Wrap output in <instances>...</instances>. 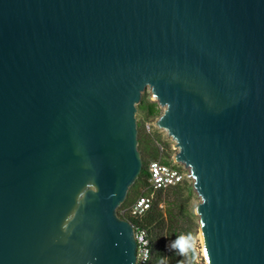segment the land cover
Segmentation results:
<instances>
[{"label":"water","instance_id":"95a60500","mask_svg":"<svg viewBox=\"0 0 264 264\" xmlns=\"http://www.w3.org/2000/svg\"><path fill=\"white\" fill-rule=\"evenodd\" d=\"M145 88L207 264H264V0H0V264H134Z\"/></svg>","mask_w":264,"mask_h":264},{"label":"trees","instance_id":"16d2710c","mask_svg":"<svg viewBox=\"0 0 264 264\" xmlns=\"http://www.w3.org/2000/svg\"><path fill=\"white\" fill-rule=\"evenodd\" d=\"M157 101H149L147 96H141L136 104L139 114L146 118H153L159 114ZM137 149L141 157L140 172L129 187L125 199L117 207L116 212L120 219L126 220L134 229H144L149 236L150 256L146 264H159L166 259V264H188L193 257V251L182 256L178 251L171 249V243L179 236H193L192 210H187V199L194 191L192 184L183 186L184 180L165 190L153 193L151 206L141 215H133L129 209L135 198L141 193H152L148 183V164L154 159L161 158L165 163H171L166 154L160 155V149L154 135L147 132L140 122H137ZM163 154V152H162ZM163 203L161 207L160 204ZM169 245V247H168ZM192 264H196L195 259Z\"/></svg>","mask_w":264,"mask_h":264},{"label":"built area","instance_id":"2783aa9c","mask_svg":"<svg viewBox=\"0 0 264 264\" xmlns=\"http://www.w3.org/2000/svg\"><path fill=\"white\" fill-rule=\"evenodd\" d=\"M160 155L163 149L160 146ZM165 163L161 158L154 159L148 164V183L152 193H141L129 207L133 215L143 214L150 206L153 200V193L163 191L168 187L181 183L189 173L185 172L186 167L180 168L176 162ZM178 163V162H177ZM163 206V203L160 204ZM133 228V227H132ZM133 239L136 244L134 264H146L150 256L149 236L144 229L133 228Z\"/></svg>","mask_w":264,"mask_h":264},{"label":"rangeland","instance_id":"374dc122","mask_svg":"<svg viewBox=\"0 0 264 264\" xmlns=\"http://www.w3.org/2000/svg\"><path fill=\"white\" fill-rule=\"evenodd\" d=\"M141 96H147V98L149 99V101H156L154 99V96L152 95V93L150 92V90L148 88H145L142 92H141ZM159 109V114L156 117L153 118H146L143 115L139 114L137 109L135 112V119H136V124L137 122H140L141 124L144 125V127L146 128L147 132H149L151 135H154V138H156V141L158 143V147L160 148V146L163 149V154L164 155L165 152H167L166 154H168L171 163H174V156L177 152V148H176V143L175 141L172 139L171 136H169V134L167 133V131L160 127L156 122L158 121L159 116L161 115V113L163 112V107H161L159 105L158 107ZM177 166H179L180 168H183V164L180 162H176ZM185 172L188 174L189 171L188 169H185ZM193 179L192 177H185L184 182L182 183L183 186H189L190 184H192ZM189 184V185H188ZM201 201L200 197L196 194L195 191H193V193L191 195H189L188 199H187V210H192L194 213V217H192V232H193V236L192 238L195 241L194 244V248H195V252H193V255L195 256V262L196 264H205V260H204V256H203V251H202V245H201V238L199 235V231L198 228L200 227V223L198 220V214L195 212V208L197 207L198 203Z\"/></svg>","mask_w":264,"mask_h":264},{"label":"clouds","instance_id":"9594fccd","mask_svg":"<svg viewBox=\"0 0 264 264\" xmlns=\"http://www.w3.org/2000/svg\"><path fill=\"white\" fill-rule=\"evenodd\" d=\"M94 190H96V189H94ZM65 227H66V225H65ZM194 244H195V241L190 235L187 237L181 235V236L177 237L171 243L170 247H171V249L178 251L182 256H184V255H187L190 250L195 252ZM168 247H169V245H168ZM203 256H204V260L207 264V262L209 261V257H208V253L206 250L204 251ZM194 259H195V256L193 255V257H191L188 260V264H192ZM159 264H166V259H161Z\"/></svg>","mask_w":264,"mask_h":264}]
</instances>
